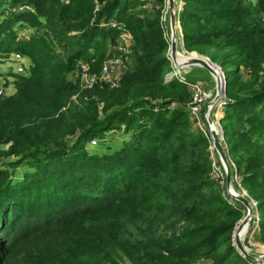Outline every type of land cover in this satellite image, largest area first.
Returning <instances> with one entry per match:
<instances>
[{
  "label": "trees",
  "instance_id": "16d2710c",
  "mask_svg": "<svg viewBox=\"0 0 264 264\" xmlns=\"http://www.w3.org/2000/svg\"><path fill=\"white\" fill-rule=\"evenodd\" d=\"M98 1L0 0V14L12 5L0 59L30 60L26 74L11 72L15 92L0 95V156L12 159L0 167V264H256L232 244L245 207L211 178L189 89L164 80L165 1ZM181 2L184 49L225 75V150L264 243V0ZM23 25L34 29L27 39ZM122 32L132 42L117 85L82 88L79 63L99 72ZM116 131L117 148H89Z\"/></svg>",
  "mask_w": 264,
  "mask_h": 264
},
{
  "label": "built area",
  "instance_id": "2783aa9c",
  "mask_svg": "<svg viewBox=\"0 0 264 264\" xmlns=\"http://www.w3.org/2000/svg\"><path fill=\"white\" fill-rule=\"evenodd\" d=\"M67 1V0H65ZM96 8L100 6V2L95 0ZM20 10H29L30 7L28 5H21L19 6ZM165 11V9H164ZM110 25H114L113 21L109 22ZM18 37L20 39H27L30 34L31 30L29 26H18L17 27ZM131 36L127 32H122L117 45L114 49L117 51L113 55L106 57L101 64V69L99 72H91L89 71L88 65L85 62L79 63V82L82 88H92L95 84L99 83H108L110 86H116L119 79L123 75L127 64L129 63V56L128 53L130 51V44H131ZM6 61H10L11 63V72L13 74H26L30 67V60L28 57L24 56L20 52L14 51L10 52L7 57ZM172 70L166 73L164 76V80L167 82L171 80L173 77H178L181 81L186 83V86L190 92V99L186 105V109L193 125L194 129H200L206 132V126L203 120V109L205 104L213 97L212 92L206 90L199 82H190L186 78L184 74L181 73V70L176 68L172 63ZM8 79V83H10L11 90L6 91L5 84H4V77L2 73H0V95L1 96H9L15 92L14 87V77L6 76ZM9 89V88H8ZM225 104V97L220 99L215 105H213L210 109V117L212 119V113L214 111L215 106L223 107ZM213 121V119H212ZM217 121L219 118L217 117ZM218 126L220 128V133L222 131L221 125L218 122ZM205 128V130H204ZM96 140L93 139L90 141L92 145L96 144ZM258 225V215L256 216V223ZM247 232V231H246ZM251 241L248 240V246L251 245ZM244 245V244H243ZM248 246L244 247L250 253L251 248ZM260 254L255 255L261 259H264V253L258 252Z\"/></svg>",
  "mask_w": 264,
  "mask_h": 264
},
{
  "label": "water",
  "instance_id": "95a60500",
  "mask_svg": "<svg viewBox=\"0 0 264 264\" xmlns=\"http://www.w3.org/2000/svg\"><path fill=\"white\" fill-rule=\"evenodd\" d=\"M181 8V7H180ZM180 8L176 6V0H166L165 11L163 14L164 26L166 29V34L169 39V50L168 54L171 60V63L181 70V73L185 75L187 72V68L190 66H199L206 69L213 77L215 81V94L213 97L205 104L203 109V120L206 126L207 133L209 135V139L211 142V148L217 153L220 162L222 164L224 174H225V183H226V192L230 197L239 201L245 207V215L244 217L237 223V225L233 229L232 233V244L235 249L247 260H250L256 264H264V259H261L255 255L250 254L247 249L244 247L242 243V236L240 235L241 230L247 226H249V222L252 217L253 212V204L255 205V201L247 199L245 196L246 191L243 193L237 192L232 184H231V168L230 161L227 156V151L225 150V145L223 143V132L221 131L220 135L217 133L211 132L210 127L213 124V121L210 117V109L213 105H215L220 99L225 97V87H226V78L223 74L222 68L211 61L207 56L198 54L194 51L188 52L184 50L188 55L189 53H193L198 55L197 57H188L187 60L179 61L177 56L180 54L178 51L179 47V34L181 31L179 22H178V11ZM181 36V35H180ZM181 46L183 47L182 39L180 41ZM184 48V47H183ZM182 55V54H181ZM219 124L221 123L219 119Z\"/></svg>",
  "mask_w": 264,
  "mask_h": 264
},
{
  "label": "rangeland",
  "instance_id": "374dc122",
  "mask_svg": "<svg viewBox=\"0 0 264 264\" xmlns=\"http://www.w3.org/2000/svg\"><path fill=\"white\" fill-rule=\"evenodd\" d=\"M164 1L166 4V0H164ZM157 5H158L157 0H150V2L148 3L149 7H151V6L156 7ZM181 5H182L181 0H176L177 8H180ZM8 6H12V5H8ZM8 6H5L7 8V10H6L7 12L5 11L4 14H0V19H2L4 16H6L9 13L10 9L8 8ZM30 30L32 33L34 29L30 28ZM165 33H166V31H165ZM178 34H179L178 51L180 52V54L186 55L187 53L184 51L185 49L180 44V41H181L180 32H178ZM6 57L7 56L0 59V73H2V76L4 77L3 80H5L4 84H5L6 91H8V90L10 91L11 86H10V83H8L9 80L6 79L5 77L9 76V75L11 77H14V75H12V73H11V66L12 65H11L10 61H6ZM186 71L187 72H185V76L188 79V81L199 82L206 90L211 91L212 95H214L216 93L215 92V81H214L212 75L206 69L199 67V66H190L189 68H187ZM9 82H11V81H9ZM216 111H219L217 117L220 119V117L223 113V107H219V109H217ZM218 128H219V126H218ZM204 130H205V128H204ZM219 130H220V128H219ZM206 132H207V130H206ZM119 133H120L119 131L112 133V137L111 136L109 138L107 137L105 139L104 143H102V144L96 142V144L92 145L90 143L89 148L91 150H98V151L113 150L120 145V144H117V145L111 144L112 139H114V137H117L119 135ZM223 143H224V140H223ZM107 145H111V146H109V148H108ZM1 148L3 149L5 147H0V149ZM209 151H210V159H211V165H212V170L210 173L211 178L218 181V183L224 188V192L227 193L226 192V183H225V174H224V170H223L222 164L220 162V159H219L217 153L214 151V149L211 148V146H209ZM6 159H7V163L12 160L11 158H4V157L0 156V167L4 165V162L6 161ZM7 163H6V166H7ZM18 171H20V170H18ZM231 184H232V186H233V184H235V186L238 187L239 191L236 190L235 187L233 186V188L237 192H239V193L244 192V190L239 186L238 178L235 175H232ZM245 196L247 197V193L245 194ZM249 199L252 200L251 198H249ZM257 215L258 214H257L256 208H255V205L253 204L252 217H251V220L249 222L247 232H245L244 235L242 236V243L245 246H248V244H247L248 240H250L252 242L251 245L248 246L249 248H251L250 254H252V255L260 254L258 252L264 253V243H261L259 241L257 226L255 225ZM208 262L209 261L201 260V261H199V264H208Z\"/></svg>",
  "mask_w": 264,
  "mask_h": 264
},
{
  "label": "bare ground",
  "instance_id": "6f19581e",
  "mask_svg": "<svg viewBox=\"0 0 264 264\" xmlns=\"http://www.w3.org/2000/svg\"><path fill=\"white\" fill-rule=\"evenodd\" d=\"M197 56H198V55L193 54V53H189L188 55H181V54H179V55L177 56V59H178L179 61H184V60H187L188 57H197ZM217 109H219V106H215V107H214V111H213V113H212L213 124L211 125L210 130H211V132H214V133H217V135H220V130H219V128H218V121H217V116H218V112H219V111H216ZM247 228H248V226H247ZM247 228L244 227V228L241 230V232H240V235H241V236L244 235V233L247 231Z\"/></svg>",
  "mask_w": 264,
  "mask_h": 264
},
{
  "label": "crops",
  "instance_id": "0c3cea01",
  "mask_svg": "<svg viewBox=\"0 0 264 264\" xmlns=\"http://www.w3.org/2000/svg\"><path fill=\"white\" fill-rule=\"evenodd\" d=\"M124 138H125V134L120 132L117 137H114V139H112L111 144L114 145L121 144Z\"/></svg>",
  "mask_w": 264,
  "mask_h": 264
}]
</instances>
